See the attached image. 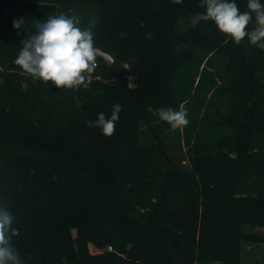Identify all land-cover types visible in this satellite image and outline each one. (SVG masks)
Returning <instances> with one entry per match:
<instances>
[{"label": "trees", "instance_id": "trees-1", "mask_svg": "<svg viewBox=\"0 0 264 264\" xmlns=\"http://www.w3.org/2000/svg\"><path fill=\"white\" fill-rule=\"evenodd\" d=\"M204 11L199 0H0V200L24 264H239L242 242L261 239L243 226L264 227V50L212 21L187 29ZM60 13L95 24V45L135 85L102 61L88 89L21 75L13 61L34 20ZM117 103L111 137L87 126ZM169 107L190 121L175 148L154 114Z\"/></svg>", "mask_w": 264, "mask_h": 264}, {"label": "clouds", "instance_id": "clouds-1", "mask_svg": "<svg viewBox=\"0 0 264 264\" xmlns=\"http://www.w3.org/2000/svg\"><path fill=\"white\" fill-rule=\"evenodd\" d=\"M183 0H172L181 4ZM205 11L200 14L203 21H212L217 29L240 45L247 38L250 46L264 50V3L261 0H247V10L241 11L236 0H199ZM23 18L13 21V28L24 27ZM33 33L21 41V49L13 63L21 70V75H29L46 85L51 82L59 89H88L98 61L110 60L107 52L95 45V24L81 27V20L75 14L60 13L44 20H34ZM227 42V41H225ZM120 104L113 106L110 118L103 112L98 118L87 121L89 128H99L106 137L116 130ZM154 114L167 123L170 131L186 127L187 108L179 110L159 108ZM16 217L8 206L0 200V264H24L14 246V237L20 235L14 227Z\"/></svg>", "mask_w": 264, "mask_h": 264}, {"label": "rangeland", "instance_id": "rangeland-1", "mask_svg": "<svg viewBox=\"0 0 264 264\" xmlns=\"http://www.w3.org/2000/svg\"><path fill=\"white\" fill-rule=\"evenodd\" d=\"M124 67V65H122ZM126 66V65H125ZM191 67V66H190ZM192 68V67H191ZM127 83L130 86H134L136 81L135 77L132 74H128L126 76ZM181 91H185V87H181ZM158 133L163 137L164 142H166L169 146L178 145L179 142L175 137L174 132L170 131L169 128L162 127L159 125L157 128ZM141 139L145 142H150L151 137L149 135V131L143 132ZM174 150L173 148H170ZM169 149V150H170ZM185 150V147L182 148ZM243 229L248 232L257 233L261 235V239L258 241H243L241 250H240V263L239 264H264V227L262 226H250L245 225ZM90 251L96 252L97 249L90 245ZM206 264H224V262H208Z\"/></svg>", "mask_w": 264, "mask_h": 264}, {"label": "water", "instance_id": "water-1", "mask_svg": "<svg viewBox=\"0 0 264 264\" xmlns=\"http://www.w3.org/2000/svg\"><path fill=\"white\" fill-rule=\"evenodd\" d=\"M201 13H195L188 18L182 19L183 23L187 25V29L193 28L200 20ZM106 52V51H105ZM108 53V52H107ZM110 56V60H100L102 61L106 67L112 72L115 79L126 77V71L122 68V66L115 60V58L108 53ZM117 254V253H116ZM117 264H133L131 263L124 255L117 254Z\"/></svg>", "mask_w": 264, "mask_h": 264}, {"label": "built area", "instance_id": "built-area-1", "mask_svg": "<svg viewBox=\"0 0 264 264\" xmlns=\"http://www.w3.org/2000/svg\"><path fill=\"white\" fill-rule=\"evenodd\" d=\"M112 248H111V246H108V250H111Z\"/></svg>", "mask_w": 264, "mask_h": 264}]
</instances>
